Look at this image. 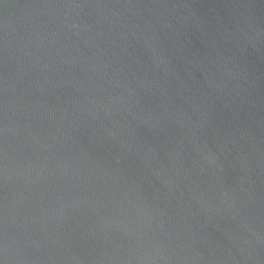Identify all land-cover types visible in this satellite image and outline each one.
<instances>
[{
    "label": "water",
    "instance_id": "obj_1",
    "mask_svg": "<svg viewBox=\"0 0 264 264\" xmlns=\"http://www.w3.org/2000/svg\"><path fill=\"white\" fill-rule=\"evenodd\" d=\"M0 264H264V0H0Z\"/></svg>",
    "mask_w": 264,
    "mask_h": 264
}]
</instances>
